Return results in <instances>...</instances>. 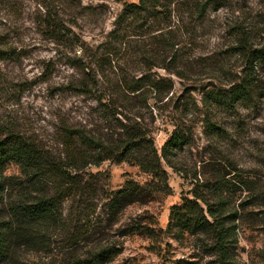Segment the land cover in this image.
<instances>
[{"label": "trees", "instance_id": "trees-1", "mask_svg": "<svg viewBox=\"0 0 264 264\" xmlns=\"http://www.w3.org/2000/svg\"><path fill=\"white\" fill-rule=\"evenodd\" d=\"M211 2L123 3L112 29L101 31L102 36L93 44L71 29L73 24L59 11L46 8L41 35L57 47L60 60L67 59L68 65L77 71L78 78L66 90L81 99L84 105L79 110L85 112L80 111L74 118L64 115L58 120L55 147L24 132L13 119H1L0 115V164L7 160L22 172L0 179V264H29L22 261L24 249L37 254L47 252L52 246L49 227L70 231L69 241L79 244L75 240L82 230L75 229L63 212L67 202L86 211L91 208L98 190L85 181L89 167H99L105 162L128 164L149 177L143 185L130 180L120 190L106 195L104 209L113 221L128 207L149 204L168 192L166 167L176 168L179 152L191 145L192 131L176 123L163 148L158 149L155 138L158 118L154 113L170 108L175 82L153 70L186 78L188 63L183 51L195 42L191 24L205 23ZM88 10H91L88 18L97 14L96 10ZM241 35L246 33L243 31ZM239 43L238 52L249 57L250 65L257 60L264 63V49L250 51L246 37ZM24 56L22 50L0 38V64L19 63ZM252 71L231 81L228 87L214 86L204 94V104L213 110H230L251 102L257 88ZM21 92L22 86L5 76L0 67V96L18 99ZM175 110L181 112L179 107ZM203 122L210 136L223 138L224 130L209 117ZM215 160L204 161L200 170L191 175L192 197L184 198L181 205L172 208L166 232L158 233L149 227L140 231V227H134L132 233L156 241L160 234L175 230L193 237L202 235L206 238L205 250L218 258V264H227L232 232L227 226L231 215L227 214L225 192H231L234 186L227 179L235 173L240 176L242 171L234 163H229L227 169ZM180 172L188 171L180 169ZM239 184L243 186L246 182ZM115 256L113 249L107 248L86 258L73 255L68 264H108Z\"/></svg>", "mask_w": 264, "mask_h": 264}, {"label": "rangeland", "instance_id": "rangeland-1", "mask_svg": "<svg viewBox=\"0 0 264 264\" xmlns=\"http://www.w3.org/2000/svg\"><path fill=\"white\" fill-rule=\"evenodd\" d=\"M138 1L0 0V38L25 53L19 63L0 64L2 73L23 88L19 102V98L0 96L1 119H13L24 132L55 147L58 120L64 115L78 117L80 111H85L79 110L84 105L81 99L66 90L78 78L77 71L68 65L67 59L60 60L57 47L41 35L46 8L59 11L73 24L71 29L93 44L102 36L101 31L112 29L123 3ZM87 8L97 14L88 18L91 10ZM191 29L195 30V42L183 51L188 63L186 78L153 70L175 82L170 108L154 113L158 118L155 134L158 149L163 148L176 123L192 131L191 145L179 152L176 168L166 167L168 192L149 204L128 207L113 221L104 209L106 195L120 190L130 180L143 185L149 177L128 164L105 162L99 167H89L85 181L98 190L91 208L86 211L67 202L63 212L75 229L82 230L75 240L79 244L69 241L70 231L49 227L51 248L39 254L24 249L22 261L68 264L73 255L86 258L110 248L116 256L108 264H218V258L205 250L206 238L202 235L193 237L175 230L160 234L156 241L132 233L134 227H140V231L149 227L158 233L166 232L172 208L181 205L184 198L192 197L191 175L200 170L204 161L216 159L218 165L229 169V163H234L242 171L240 176L235 173L227 179L234 185L231 192H225L227 214L231 215L227 226L232 232L227 264H264V63L257 60L250 65L249 57L237 49L242 37L248 39L250 51L264 49V0H212L205 23L191 24ZM243 31L246 35H241ZM250 69L257 87L251 102L230 110H213L204 104L207 91L214 86L228 87ZM176 107L182 113L176 112ZM208 117L224 130L223 138L210 136L203 122ZM180 169L191 174L181 173ZM21 173L14 163L4 160L0 164V179ZM239 181H245L246 185H240Z\"/></svg>", "mask_w": 264, "mask_h": 264}]
</instances>
